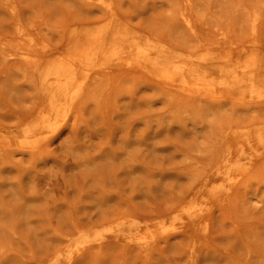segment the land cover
I'll list each match as a JSON object with an SVG mask.
<instances>
[{
	"label": "rangeland",
	"instance_id": "1",
	"mask_svg": "<svg viewBox=\"0 0 264 264\" xmlns=\"http://www.w3.org/2000/svg\"><path fill=\"white\" fill-rule=\"evenodd\" d=\"M100 30L106 47L69 86L87 75L82 95L51 107L46 63ZM155 45L228 65L247 84L245 62L264 67V0H0V264H264V101L240 104L247 85L222 99L160 87L127 65ZM242 153L203 188L221 199L233 184L226 201L176 229L173 216L207 209L196 200L168 213L202 167ZM119 212L147 221L138 236L171 235L124 245L107 230Z\"/></svg>",
	"mask_w": 264,
	"mask_h": 264
},
{
	"label": "bare ground",
	"instance_id": "2",
	"mask_svg": "<svg viewBox=\"0 0 264 264\" xmlns=\"http://www.w3.org/2000/svg\"><path fill=\"white\" fill-rule=\"evenodd\" d=\"M68 45L69 48L66 51V55L48 61L43 70L40 91H47L53 95V99L49 104L51 107H56L57 103L61 101H67V96V98H70L74 102V100L82 95L84 86L87 83V75L79 80L74 87L69 88V86L74 82L78 73L85 71L88 65H95L99 54L106 47V34L105 31L100 30L95 33H88L82 38L78 36L73 37ZM151 48L153 49V47ZM51 53V50H43L37 58L43 60L50 56ZM11 60H15V58ZM127 65L133 71L138 70L145 74L160 87L189 98H228L232 94H235L238 89L247 85L249 95L240 98V104L264 101L263 87L259 86L256 88L258 80L255 75L257 71L263 73L264 67L254 58L247 60L243 66V70L249 75L246 80L247 84L237 79L236 72L233 68H229L228 65L214 66V62L205 57H199L197 60H183L175 54L158 49L157 45L154 46L153 51H139L136 57L128 61ZM212 71L218 75L214 77ZM44 115L48 117L47 114L44 113ZM256 132L257 141L264 144L263 130L259 129ZM257 157L259 156L250 155L246 159L252 164ZM244 158L242 153L233 162L227 154L220 160L214 158L212 161H216V159L217 161L214 164L212 163L213 165L209 166L206 164L202 167L198 182L189 187L180 200H177L178 203L168 213H174L178 208L183 207L187 201L196 200L206 206L207 209L205 208L206 211H186L183 215L173 216L174 219L176 217L180 219V226L176 229L182 228V232L187 234L189 231H192L191 229H194L202 221L206 220V213H208L211 207L226 201L233 184L228 188V192L223 194L221 199H211V197L204 196L203 188L207 184L206 182L218 181L216 180L217 174H219L222 166H227L229 170H237ZM244 173L245 170L239 171L237 178L242 177ZM218 183L222 185L223 182L219 181ZM133 216H127L124 212L115 214L112 220H110L111 225L107 229L109 231L108 236L118 238L124 245H130L143 251L154 246L158 241V237L171 235V231L163 228L162 230H154L148 237L138 236L137 232L140 226L146 224L147 221H140ZM87 239L88 237L83 241V246H85V243H88L89 239ZM61 242L64 243V241Z\"/></svg>",
	"mask_w": 264,
	"mask_h": 264
}]
</instances>
